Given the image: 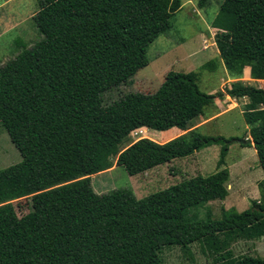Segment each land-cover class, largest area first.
<instances>
[{
    "label": "trees",
    "instance_id": "16d2710c",
    "mask_svg": "<svg viewBox=\"0 0 264 264\" xmlns=\"http://www.w3.org/2000/svg\"><path fill=\"white\" fill-rule=\"evenodd\" d=\"M210 0H196L198 9ZM39 35L0 64V126L20 161L0 170V264H163L162 248L198 244L212 264H264L233 256L236 240L264 236V0H223L211 26L217 57L234 81L224 93L204 94L197 73L164 74L151 94L126 92L103 105L101 95L146 67V47L169 28L180 0H35ZM258 82L237 80L243 68ZM213 60L200 70H214ZM263 84V85H262ZM242 100L243 139L205 137L191 121L223 97ZM184 133L166 142L137 129ZM230 141L251 147L262 178L258 199L236 212L207 206L227 196ZM218 145L215 171L184 178L136 198L129 188L96 194L90 176L120 166L141 174L202 148ZM113 162V163H112ZM29 198L17 217L8 205Z\"/></svg>",
    "mask_w": 264,
    "mask_h": 264
},
{
    "label": "rangeland",
    "instance_id": "374dc122",
    "mask_svg": "<svg viewBox=\"0 0 264 264\" xmlns=\"http://www.w3.org/2000/svg\"><path fill=\"white\" fill-rule=\"evenodd\" d=\"M222 1L210 0L205 8L198 9L196 0H180V9L169 19L170 28L146 47L148 60L146 67L138 70L130 83L121 84L104 92L101 95L102 104H110L120 94L126 92L151 94L157 90L164 74L168 71L195 72L196 85L200 92L224 93V89L233 79L225 72L217 57L213 40L218 30L211 26ZM36 10L35 0H0V64L38 40L39 35L32 20ZM211 60L214 62V70H200L202 64ZM244 70L245 76L242 82L258 87L260 81L250 80L247 76L248 69L245 67ZM221 101L216 100V104L220 106L217 111L213 106L204 108L203 116L190 123L189 128L197 124L196 121H203L195 129L202 136L246 140L247 132L244 130L246 127L240 114L243 101L239 100L234 109L219 112L223 110L222 106L227 108ZM168 131L174 132L172 129ZM164 132L143 128L140 131H133L119 149L140 138H147L157 143L166 142L170 140V136L169 133ZM218 153L219 146L210 145L188 157L173 160L169 164L133 176H128L120 166L113 165L106 171L90 176V184L96 194L116 188H129L136 198H142L181 179L197 174L206 176L213 173L216 169ZM19 161L18 152L0 126V170ZM224 163L231 178L226 184V189L230 191L227 194L228 203L231 205H226L225 210L241 212L249 207L252 200L258 199L256 182L262 178V174L257 165L255 152L251 147H241L237 142L230 141ZM225 202L224 199L207 204L211 209L213 220L220 218V209L225 208ZM4 204L6 203L0 200V207ZM8 205L17 217H24L30 211L29 198L15 200ZM232 243L230 251L233 256L264 258V240H236ZM159 256L163 264H212V257L198 244H192L187 251L165 247L161 249Z\"/></svg>",
    "mask_w": 264,
    "mask_h": 264
},
{
    "label": "crops",
    "instance_id": "0c3cea01",
    "mask_svg": "<svg viewBox=\"0 0 264 264\" xmlns=\"http://www.w3.org/2000/svg\"><path fill=\"white\" fill-rule=\"evenodd\" d=\"M248 69V68H247ZM243 76H245V70L242 72V75H241V77L239 78V79H237V80H239V81H243V79H244V77ZM248 76V75H247ZM248 78H249V76H248ZM250 79V78H249ZM250 80H252V79H250ZM231 81H234V80H231ZM253 81V80H252ZM214 93H216V92H214ZM226 97V96H225ZM218 102H219V100H217ZM221 101V100H220ZM242 101H243V104L245 103V99H242ZM217 102V103H218ZM221 102H224L225 103V106H227V108H224L223 106H222V111H219V112H223V111H225V110H228V109H234V107H237V103L239 102V100H235V99H230V98H223L222 99V101ZM220 105V104H219ZM213 106V109L214 110H218V109H220V106H218V104H216V100L214 101V104L212 105ZM240 114H241V111H240ZM200 116H203V114H201ZM200 116H197V117H195L192 121H191V123L194 121V120H196L198 117H200ZM196 123L197 124H194V126H192V129H196V128H198L199 127V125L201 124V123H203V121H201V122H199V121H196ZM245 127H246V129H244L246 132H247V126L245 125ZM141 129V128H140ZM170 129H172V131H174V132H170V131H168V130H166L165 132L164 131H161V132H164V133H169L168 134V136H170V139H172V138H174V137H176V136H179V135H181V134H183L184 132L183 131H179V130H177V129H175V128H170ZM247 139L249 140V138H248V136H247ZM176 160V159H175ZM171 163V162H170ZM169 164V163H168ZM229 173V172H228ZM231 178H230V175H229V177H228V181L230 180ZM227 181V182H228ZM227 184V183H226ZM228 187H229V185H228ZM227 188V187H226ZM230 193V191H228L227 190V194H229ZM228 198L229 197H225V208L224 209H227L226 208V205L227 206H229V205H231V204H229L228 203ZM229 204V205H228ZM243 205L245 206V204H244V202H243ZM260 240H264V236L263 237H261L260 238Z\"/></svg>",
    "mask_w": 264,
    "mask_h": 264
},
{
    "label": "bare ground",
    "instance_id": "6f19581e",
    "mask_svg": "<svg viewBox=\"0 0 264 264\" xmlns=\"http://www.w3.org/2000/svg\"><path fill=\"white\" fill-rule=\"evenodd\" d=\"M135 131H140V129H137V130H135Z\"/></svg>",
    "mask_w": 264,
    "mask_h": 264
}]
</instances>
